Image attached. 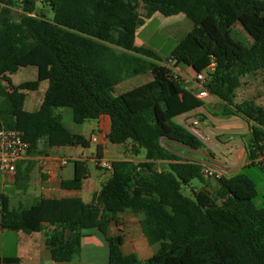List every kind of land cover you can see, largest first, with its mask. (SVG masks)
Returning <instances> with one entry per match:
<instances>
[{"label":"trees","instance_id":"16d2710c","mask_svg":"<svg viewBox=\"0 0 264 264\" xmlns=\"http://www.w3.org/2000/svg\"><path fill=\"white\" fill-rule=\"evenodd\" d=\"M0 1L7 5L0 11V129L22 131L28 150L38 153L45 151L38 149L41 141L88 146L89 139L71 131L56 112L68 106L77 123L108 114V142L131 141L145 158L113 160L111 176L89 202L80 196L43 197L12 208L1 194L4 228L34 232L50 225L45 242L57 262L80 253L84 230L94 228L107 242L108 264H264V207L255 202L254 180L237 172L209 182L200 161L184 160L164 143L192 149L204 144L177 120L202 105L199 98L192 104L184 98L185 78L173 68L188 65L205 72L211 94L254 121L247 150L249 164H256L264 106L234 98L243 76L264 69V0ZM39 4L51 9L52 18L35 12ZM13 6L22 8L19 18ZM156 12L184 13L194 22L167 59L136 44L138 26ZM237 25L249 42L232 35ZM28 65L37 67V78L13 84L11 75ZM147 71L150 80L112 93L128 76ZM43 80L49 85L39 107L25 109L26 90L38 89ZM74 163V177L62 180L63 188L80 189L89 174L86 160ZM28 178L25 172L22 179ZM195 178L211 193L191 187L193 196L185 194L183 186ZM125 210L140 216L149 244L159 243L146 259L124 252L123 234L110 231Z\"/></svg>","mask_w":264,"mask_h":264},{"label":"crops","instance_id":"0c3cea01","mask_svg":"<svg viewBox=\"0 0 264 264\" xmlns=\"http://www.w3.org/2000/svg\"><path fill=\"white\" fill-rule=\"evenodd\" d=\"M5 6L7 5L0 1V11ZM11 8L12 13L16 18H19L23 13L21 7L13 6ZM49 13H52L51 10ZM176 70L185 78L184 98L192 104L195 99L198 98L199 86L195 81H193V79H187V77L190 76L189 70H193V72H195V70L193 67L188 65H179L176 67ZM13 75L14 74L11 75V79H13ZM209 95H211V93ZM209 95L207 97H209ZM214 96L215 99H212L211 102L213 101L212 103L216 104L221 99L216 95ZM236 97L237 96L235 95V101ZM42 98L43 96H35L30 101L29 105L31 108L27 110H36L39 107ZM246 100L253 101L255 104L263 106L262 104H259L257 99L251 98L243 101ZM203 103V105L197 107L196 109H200L205 114H208L209 119L212 120L210 115L211 113L206 109V102ZM25 105H27V97L24 106ZM56 112L61 114L63 122L71 131L86 136L90 141L89 145L45 146L44 142L41 141L38 144V149H44V152L38 153L36 150H27L24 158L17 164V170H19L18 179L16 178V172L13 174H0L1 182L4 186L13 185L15 187V193L13 195L6 194L9 197V203L12 208L29 207L43 197L59 198L80 196L86 202L91 201L93 195L100 190L103 182L111 176V170H107L96 165V160L98 158V146H101L102 157L110 160L121 158L134 160L145 159L144 152L139 157L122 156V154L125 153L124 149L126 146H133V142L131 141H127L123 144L111 143V145H109L110 142L107 140V134L109 132L110 117L108 114H101L97 118L88 119L83 123H77L73 119V110L71 107H58L56 108ZM205 114L202 117V124L209 129V134L214 133V136L210 135L212 140L211 142H204L203 146L198 149H192L171 141H167L168 144L179 147L181 150L174 151L184 160H196L200 161L202 164L206 163L214 167H218L225 170V175L227 176L237 172H243V169L249 165L250 162V159L248 158L247 144L249 143L252 135L251 125L253 124V120L249 118L250 121L248 120L246 122L247 126L246 129L241 132V138H236L235 136L227 137L223 131L214 132L210 124H207L208 119H204ZM93 135L98 137V141L94 142L90 140V137ZM141 151L143 150H140V152ZM76 159L87 161L89 174L83 180V184L80 189L63 188L61 186L62 180L74 177V160ZM90 163L95 165L96 170H93L90 167ZM102 171L105 172L102 173ZM25 172H27L29 178L23 180L22 175ZM206 180L212 183L214 182V178L206 177ZM191 187L195 189L201 187L202 190L211 193L210 187L205 183L200 185V187H197L196 185H191ZM1 194L5 193L3 192L0 193V195ZM131 215H134L135 217L137 216L136 214ZM120 219L121 221L119 226L112 225L110 227L111 232L112 229H115L116 227H119L120 230L122 229L121 226H123L124 221L122 214H120ZM1 220L2 212H0V235H2V237L14 235L15 252H0V264H62L61 262H57L52 259L50 249L45 242L52 229L50 225L46 224L40 231L26 232L18 228H4L1 225ZM84 234L85 236L82 238L81 249L82 253L84 251V264H102L103 260L104 264H108L107 242L104 240L102 235L94 228L85 229ZM122 248H125V241ZM129 252L136 251H128V253ZM136 253L139 255L138 252ZM149 256L150 255L147 257ZM147 257L140 258L146 259Z\"/></svg>","mask_w":264,"mask_h":264},{"label":"rangeland","instance_id":"374dc122","mask_svg":"<svg viewBox=\"0 0 264 264\" xmlns=\"http://www.w3.org/2000/svg\"><path fill=\"white\" fill-rule=\"evenodd\" d=\"M42 6L39 4L38 7ZM141 13H144V9L140 8ZM52 13H48V17L52 18ZM194 22L184 13H178L174 15H163L161 13H155L151 17L144 20V23L138 26L136 32V44L143 45L153 48L162 58L167 59L175 47V45L187 34V32L193 27ZM237 35H235V34ZM234 33L232 35L237 39L249 42L251 40L250 36L237 25L235 27ZM189 75L187 79H194L196 73L193 70H189ZM151 73L149 71L142 72L136 75H130L123 81L117 83L113 89L112 93L118 95L123 93L137 85H140L150 79ZM37 78V67L34 65H28L21 67L18 72L13 75L12 83L19 84L26 80H33ZM49 85L47 80L40 82L38 89L36 90H26L27 92V105L25 109H30V101L35 97H42ZM259 93V96H258ZM236 103H240L245 99H257L259 104L264 106V69L257 72L246 74L242 77L241 87L237 89L236 92ZM215 99L213 94L209 95L205 99H200L202 105L206 102V109L210 112L212 120L209 119L208 114H205L204 119H208V125L212 127L214 132L223 131L227 137L235 136L236 138H241V132L246 129L247 121L249 118L243 114L234 112L236 111L235 106L226 105L222 100H219L216 104L212 103L211 100ZM206 100V101H205ZM205 106V105H204ZM231 107V108H230ZM250 121V120H249ZM73 122V121H72ZM74 123V122H73ZM254 123V121H253ZM214 136V133L210 134ZM90 140L91 137H90ZM212 141L211 139L209 140ZM205 142V141H204ZM164 143L172 148V150H181L175 145L168 144L165 140ZM122 156L125 157H139L143 154V151L138 154L134 151L133 146H126ZM90 167L93 170L95 165L90 163ZM105 171H102L104 173ZM243 172L249 175L255 182L258 195L255 198V202L259 206L264 205V167L258 164H249L244 169ZM104 183V182H103ZM191 185H196L200 187L201 182L199 179L195 178L185 186L182 190L185 194L193 196ZM11 194L15 193V187L13 185L4 186L0 179V193ZM1 210V206H0ZM1 212V211H0ZM124 217L123 226L120 230L119 227L112 229V233H121L124 236L125 248L124 252L136 251L139 253L141 258L147 257L155 253L159 248V243L149 244L142 228L139 224V217L134 216L131 210H125L121 212ZM106 250V249H103ZM6 251V253H14V235H7L2 237L0 235V252ZM86 252V251H85ZM141 254V255H140ZM83 253H78L70 261L61 262L62 264H84ZM106 262V261H105ZM104 264V260L103 263Z\"/></svg>","mask_w":264,"mask_h":264},{"label":"built area","instance_id":"2783aa9c","mask_svg":"<svg viewBox=\"0 0 264 264\" xmlns=\"http://www.w3.org/2000/svg\"><path fill=\"white\" fill-rule=\"evenodd\" d=\"M171 63L172 62H169L170 66ZM173 68L176 72H178L176 67ZM193 81H195L199 86L198 98L204 99L210 94L209 90L205 86L206 74L204 71L196 73ZM202 114L205 113L202 110L195 108L190 112L180 115L177 120L203 142H207L211 139V136L209 134V129L202 124ZM260 128L263 130V135L260 141V147H256V154L252 161L264 167V122L260 124ZM91 139L94 142L98 141V137L95 135L91 136ZM28 148L29 143L24 140L22 131L13 128H1L0 174L15 173L17 164L24 158ZM112 161L113 160L108 158L100 157L97 158L96 163L104 169L111 170L113 167ZM225 172V170L218 167H214L206 163L203 164V173L208 178H219L225 175Z\"/></svg>","mask_w":264,"mask_h":264},{"label":"water","instance_id":"95a60500","mask_svg":"<svg viewBox=\"0 0 264 264\" xmlns=\"http://www.w3.org/2000/svg\"><path fill=\"white\" fill-rule=\"evenodd\" d=\"M50 10H51L50 8H44V7L40 6V7H37L35 9V12L36 13H40V12L49 13ZM109 145H111V143H109ZM69 233H70V230H68L67 234H69Z\"/></svg>","mask_w":264,"mask_h":264}]
</instances>
